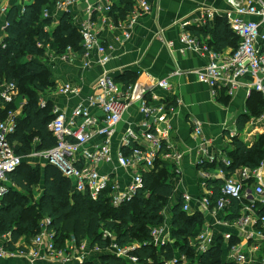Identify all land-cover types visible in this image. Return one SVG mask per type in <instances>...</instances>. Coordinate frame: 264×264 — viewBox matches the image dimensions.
<instances>
[{
	"label": "built area",
	"instance_id": "built-area-1",
	"mask_svg": "<svg viewBox=\"0 0 264 264\" xmlns=\"http://www.w3.org/2000/svg\"><path fill=\"white\" fill-rule=\"evenodd\" d=\"M77 1L58 0L57 7H65ZM222 1L226 4L225 9L210 8L207 12L208 16L216 14L225 17L233 33L240 38L234 51L225 53L216 50L210 45L208 39L192 35L189 30L192 26L190 20L177 21L183 30L180 41L185 48L192 49L207 58L206 64L196 69L194 73L200 82L210 87L213 97L217 98L221 90L233 97L240 88L246 87L248 94L255 91L260 93L264 99V0ZM139 5L144 12H150L152 9L148 0H139ZM103 8L111 11L112 5L107 3L94 7V9ZM6 11V7H0V15L5 14ZM24 12L25 7H22L21 13ZM138 14L139 10L135 9L132 13L133 20ZM43 16L44 18L51 17V10L46 8ZM9 24V21L5 20L4 28L6 29ZM80 34L81 44L86 49V56L96 50L99 55V64L105 66L111 60V56L107 46L93 29L91 19L81 24ZM126 35L129 36L128 33ZM3 41L4 39L1 43L3 47H6ZM168 44L173 46L174 42L168 41ZM38 45L43 46L41 42ZM71 51L72 49L68 48L61 57L68 59ZM48 55L54 56L50 53ZM247 77H251V80L248 81ZM156 85L162 88L170 86L167 79H159ZM131 87H124L122 82L117 81L105 71L94 81V91L88 96L86 103L75 107L70 113L58 108L53 109L54 118L49 122L48 129L55 138L56 144L50 149L34 152L30 156L43 157L48 163L56 165L74 183L75 191L87 193L94 201L99 200L105 192L115 207L131 201L143 186V174L157 171L158 160L172 159L179 165L182 159V154L170 145L171 124L167 123L163 130L158 128L156 120H159L158 111L161 109L158 110L154 104H147V99L143 102L141 109L145 118L137 127L129 126L126 129L118 150L113 151L118 125L131 99ZM58 90L63 94L79 92V88L71 83L61 85ZM17 95L18 89L12 82H5L0 89V96L4 102H12ZM46 105L47 102L43 100L41 107ZM263 120L264 110L259 117L255 118L256 122ZM16 129L17 114L9 110L6 117L0 120V201L15 186L10 179V174L16 171L25 159L15 152L10 141ZM193 132L195 138L203 137L202 124L199 121H194ZM231 133L234 134L232 131ZM96 136H101V140L94 143ZM211 147V140L203 138L198 147L199 164L215 162L217 155L211 152ZM101 163H116L115 169L122 168L126 171L129 176L128 183L122 185L116 179L114 176L116 170L113 174L103 173L98 169ZM223 163L226 166L232 165V161L226 158ZM263 166L264 161L256 168L243 166L235 173L226 176L221 168L219 176L223 182L218 196L210 193L201 199H195L188 192L182 194L183 210L188 213L193 211V202L199 203L206 210L216 209L218 211L228 210L234 200L238 202L240 215L232 221V224L241 231L248 229L249 237L256 234L258 239L255 240L259 242L253 243L246 251H241L239 245H233L231 247L232 256L238 263H259L260 261L258 256L261 245L264 244ZM202 173L205 179L211 178L206 170ZM229 224L230 222L227 221L226 225ZM50 225L49 218L41 221L39 232L32 240L34 248L28 252L8 250L7 239L3 242L2 239L5 236H0V257L21 255L26 256L31 262L44 258L64 264L71 262L81 264L94 253L104 251L99 246L91 248L86 240L79 243L73 234L65 239L64 246H59L57 244L59 233ZM161 232L160 228H153L154 241L159 240ZM226 237L230 239L231 235L227 234ZM103 238L111 240L108 250L116 253L118 257L128 258L132 263L138 262V257L130 254V251L136 248V244L120 247L116 243L115 234L108 229L103 230ZM200 239L203 241L201 250L207 251L213 243L212 238H205L201 235ZM159 242L162 245L166 244L163 240ZM37 246L43 248L42 252L37 249ZM179 259L176 257L166 264H174ZM261 264H264V258Z\"/></svg>",
	"mask_w": 264,
	"mask_h": 264
},
{
	"label": "crops",
	"instance_id": "crops-1",
	"mask_svg": "<svg viewBox=\"0 0 264 264\" xmlns=\"http://www.w3.org/2000/svg\"><path fill=\"white\" fill-rule=\"evenodd\" d=\"M36 1L0 0V7L7 8L5 14L0 15L1 40L7 37L4 21L7 20L11 7L18 6L21 11L22 7L32 5ZM148 1L152 6L150 12L142 11L139 0H133L132 12L123 19H116L112 16L111 11H106L104 8L94 9L97 5L107 3L111 5L119 4V0H78L65 7H57L58 0H55L46 5L44 10L46 8L51 10L54 26L58 25L61 19L66 16L77 26L80 32L81 24L87 19H91L93 29L107 46L111 60L105 66L100 65L97 51L93 50L89 56H86V49L82 44H80V47L83 48L82 53L72 46H67L64 53H66L68 48H71L72 51L68 59H63L61 57L63 53L60 55L53 54L51 46L48 44L45 47L46 56L43 60L47 62L51 71V84L44 92L40 93V106L44 100L52 105L53 114V109L55 108L70 113L75 107L87 102L88 96L94 91V81L105 71L116 80H120L119 82H121L122 77L126 76L127 73L130 74L132 76L129 84V86H132L131 99L127 109L124 111L123 119L118 125L114 137V152L118 150L119 143L123 139L126 129L129 126L137 127L145 118L141 110L145 99H147V104H154L158 110L161 109L158 111L159 120H156V124L160 130H163L167 123L171 124L170 145L182 154V159L179 165L172 159H163L171 167L173 166L171 173L173 171L175 173L173 172L169 177V181L174 187V197L164 211V223L158 227L162 230L159 240L153 242L155 246L160 247L162 244L159 241L163 240L166 244L175 241L172 231V209L178 201L182 200V194L188 192L195 199H201L204 195L214 194L217 188L220 189L219 186L222 183V178L219 176L221 170L220 163H223L225 158L231 160L228 156V150L232 149V138L241 135L244 140H252L257 134L264 133V120L256 122V117L251 116L246 128L239 133L237 122L242 115L248 114L249 105L252 100L251 94H248V89L246 87L240 88L233 97L227 95L224 91L217 98L213 97L210 87L200 82L194 73L196 69L206 64L207 58L192 49L185 48L180 41L183 30L177 21L190 20L192 26L199 27H204L208 23L214 25L216 18L219 16L216 14L208 16L207 9H225L226 4L222 0ZM135 9L139 10V14L133 20L132 13ZM45 30L51 33L52 29L45 27ZM199 38H206L210 41L211 36H201ZM168 41H173V46H170ZM229 51L231 50H223L225 53ZM49 53L54 56L51 57L48 55ZM159 79H167L170 86L168 88L157 86L156 83ZM247 80L250 81L251 77H247ZM65 83L75 85L79 88V92L77 94L60 93L58 87ZM27 101V97L19 93L18 90V95L12 101L14 104L12 110L17 114V122L18 118L23 114ZM8 111L5 110L4 104L0 105V120L6 117ZM194 121H199L202 124L203 137L201 138H195L194 136ZM203 138L211 140V152L217 155L215 162L205 163L204 167L198 163L200 159L198 147ZM100 140L101 136H96L93 142L97 143ZM38 142L39 139L37 138L34 140L33 145H36ZM41 151L33 150L31 154ZM31 154L26 159L34 161L38 158L31 157ZM45 162L43 163L44 165L48 163L46 160ZM116 166V163H101L98 169L103 173L110 174H113L114 170H116L117 172L115 171L114 174L116 179L122 185L127 184L129 179H127L128 175L126 171L122 168L115 169ZM238 168L232 173H235ZM203 170H206L211 175L210 179H205L202 173ZM230 174L225 171V176ZM209 182H211L210 185ZM14 184L13 188L15 190L27 193L18 187L16 183ZM72 184L74 183L72 182ZM43 194L44 186L42 182L41 188L33 189V195L35 200H38ZM2 202L3 199L0 201V206ZM192 206L193 211L188 214L193 215L195 212H199L205 220L198 236L190 239L191 245L195 248L198 256L220 243L223 250V263L233 261L237 264L262 263L264 244L261 245L258 256L261 263L260 261L259 263H238L232 256L231 247L233 245H239L241 251H246L253 243L258 242L255 240L258 239L256 234L253 237H249V234H247L248 229L241 231L232 224V221L235 219L232 208L225 211H218L216 209L206 210L197 202H193ZM227 221L230 222L229 225H226ZM249 229L252 230L251 227ZM227 234L231 235L230 239H226ZM201 235H204L205 238H212L213 243L207 251L201 250V244L203 243L200 239ZM0 236H5L2 239L3 242L6 239L9 242L12 233L7 231ZM33 238L31 237L29 240H26L25 237H22L16 246L17 248L13 250L7 249L16 252L21 251L19 246L22 245L25 247L23 250L27 249L25 251L28 252L34 248L32 244ZM37 249L41 252L43 250L41 246H37ZM175 254L176 257L181 259L183 264H190L191 261L185 255H180L178 251ZM0 264L64 263L44 258L31 262L26 256L6 255L5 257H0Z\"/></svg>",
	"mask_w": 264,
	"mask_h": 264
},
{
	"label": "trees",
	"instance_id": "trees-1",
	"mask_svg": "<svg viewBox=\"0 0 264 264\" xmlns=\"http://www.w3.org/2000/svg\"><path fill=\"white\" fill-rule=\"evenodd\" d=\"M53 1L37 0L26 6L24 13H21L18 6H12L7 16L10 23L6 28L7 37L3 41L6 47L0 41V89L5 82H12L28 100L22 116L18 118L17 129L10 137L15 152L25 158L17 170L10 174V179L27 193L11 188L3 198L0 206V235L7 231L12 233L6 247L13 250L22 237L26 240L34 237L39 232L41 221L49 218L50 227L59 233V246H64L65 239L73 234L79 243L86 240L91 248L99 246L104 249L81 264H166L176 258L177 251L185 255L191 261L190 264H237L234 261L223 263L220 243L200 256L196 254L190 239L198 236L205 220L199 212L189 215L184 211L182 200L172 209L175 241L160 247L154 245L152 230L164 223V211L174 197V187L169 181L174 172L171 173L173 166L163 159L158 160L157 171L143 174V186L135 197L119 207L112 205L107 192L94 201L87 193L75 191L72 181L54 164L47 163L43 167L27 164L26 157L33 150L50 149L56 144L48 129L49 122L54 118L52 105L47 103L45 107L40 106V93L51 84V71L43 60L46 56L45 47L49 44L55 55L64 53L67 46L83 52L80 47L81 34L68 17H63L56 26L51 17L44 18L45 6ZM119 1V4L112 5L111 14L116 19H123L132 12L133 0ZM45 27L51 28V33ZM189 30L198 37L211 36L210 45L219 51H234L240 41L225 17H217L214 25L208 23L204 27L192 26ZM39 42L43 46H39ZM129 75L127 73L122 77L124 87H128L131 82L132 76ZM250 97L252 100L248 114L242 115L237 122L239 133L246 128L251 116L257 118L264 110V99L260 93L252 91ZM2 104L7 111L14 108L12 102H3L0 96ZM37 138L39 142L33 145ZM231 143L232 149L228 150V156L232 165L220 163L228 174L242 166L259 167L263 162L264 133L257 134L250 141L237 135ZM39 174L43 176L44 194L35 200L33 186ZM219 194L220 189L217 188L214 196ZM230 208L235 214L234 218H237L240 215L238 202L234 200ZM104 229L115 234L116 243L120 247L136 244L130 254L137 256L138 262L132 263L128 258L118 257L108 250L111 240L103 238ZM24 248L19 246L21 250ZM174 264L183 263L179 259Z\"/></svg>",
	"mask_w": 264,
	"mask_h": 264
},
{
	"label": "rangeland",
	"instance_id": "rangeland-1",
	"mask_svg": "<svg viewBox=\"0 0 264 264\" xmlns=\"http://www.w3.org/2000/svg\"><path fill=\"white\" fill-rule=\"evenodd\" d=\"M38 158L36 159V160H28L27 159V164H29L31 167H36L37 165L39 166L40 165V167H43L44 166V164L43 163H46L45 162V159L43 158V157H40V156H37ZM42 175H43V173H42ZM40 176V174L38 175V177L36 178V183L34 184V188H37V189H39V188H41V185H42V182H43V176ZM127 179H129V176H127ZM70 264H73V262H71Z\"/></svg>",
	"mask_w": 264,
	"mask_h": 264
}]
</instances>
